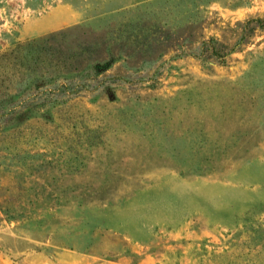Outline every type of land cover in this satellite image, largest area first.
Segmentation results:
<instances>
[{
	"label": "rangeland",
	"instance_id": "1",
	"mask_svg": "<svg viewBox=\"0 0 264 264\" xmlns=\"http://www.w3.org/2000/svg\"><path fill=\"white\" fill-rule=\"evenodd\" d=\"M263 15L0 0V264H264Z\"/></svg>",
	"mask_w": 264,
	"mask_h": 264
},
{
	"label": "trees",
	"instance_id": "2",
	"mask_svg": "<svg viewBox=\"0 0 264 264\" xmlns=\"http://www.w3.org/2000/svg\"><path fill=\"white\" fill-rule=\"evenodd\" d=\"M237 26L239 28V34H240L237 42L249 43L250 39L255 35L264 33V15L262 17L251 16L248 19L239 22ZM236 31L237 29L235 30V32ZM210 40L214 41V44H212V48L210 47L211 48L210 53L214 52L215 55L219 54L221 52L217 47L219 42L217 41V39L214 38H210ZM232 48H229V51Z\"/></svg>",
	"mask_w": 264,
	"mask_h": 264
}]
</instances>
